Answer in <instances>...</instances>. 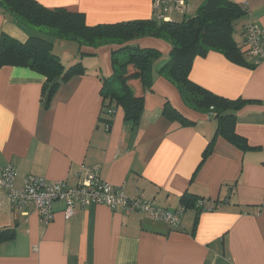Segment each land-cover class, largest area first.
Segmentation results:
<instances>
[{
	"label": "crops",
	"instance_id": "1",
	"mask_svg": "<svg viewBox=\"0 0 264 264\" xmlns=\"http://www.w3.org/2000/svg\"><path fill=\"white\" fill-rule=\"evenodd\" d=\"M37 1L84 13L89 25L156 17L154 0ZM207 1L186 0L185 12L172 7L168 17L187 20ZM231 1L246 6L241 25L250 20L264 25V0ZM2 32L21 41L36 34L0 9ZM58 43L61 58L70 62L76 46ZM135 43L163 54L153 66L137 127L125 121L120 107L113 122L100 117L102 78L113 74L112 46L87 49L93 54L83 58L86 73L63 83L49 107L43 75L28 67L0 68V165H17L19 185L34 174L68 179L72 186L83 165H100V177L131 197L174 210L189 192L202 198L206 209L187 208L172 227L141 211L127 214L101 204L77 205L75 216L66 219L64 204L57 201L54 218L45 225L33 208H13L2 190L0 229L13 228L16 236L0 243V264H264V62L253 67L248 54L245 63H237L217 51L194 59L193 82L226 98L251 101L237 112L235 125L251 148L218 135L201 164L217 120L188 107L158 73L171 50L167 41L145 37ZM167 101L191 123L164 116Z\"/></svg>",
	"mask_w": 264,
	"mask_h": 264
},
{
	"label": "trees",
	"instance_id": "2",
	"mask_svg": "<svg viewBox=\"0 0 264 264\" xmlns=\"http://www.w3.org/2000/svg\"><path fill=\"white\" fill-rule=\"evenodd\" d=\"M0 9L20 27L36 31L26 41L5 32L0 34V68L6 65L28 67L43 75L46 78L43 84L46 107L63 83L86 73L83 57L93 54L87 49L108 45L112 46L113 74L102 78L101 120L113 122L116 109L120 107L125 121L137 127L145 109V91L150 88L153 66L163 54L156 48L141 47L135 42L154 37L171 45L168 59L158 69L160 76L176 86L188 107L217 120L216 134L204 150L201 164L211 154L218 135L244 150L251 148L246 138L235 130L237 112L251 101L220 96L189 77L194 59L206 56L210 51L245 63L248 52L242 47L243 41L240 44L234 37L236 21L246 14L245 5L231 0H208L195 16L180 22L155 17L95 25L87 23L84 13L66 8L50 9L37 0H0ZM244 24L241 25L243 36ZM56 41L75 43L77 59L64 61L55 50ZM162 113L169 119L191 123L169 101L164 104ZM203 201L186 192L181 197V207L184 210L196 208L200 212L206 209L201 206ZM15 236L13 228L0 229V243Z\"/></svg>",
	"mask_w": 264,
	"mask_h": 264
},
{
	"label": "built area",
	"instance_id": "3",
	"mask_svg": "<svg viewBox=\"0 0 264 264\" xmlns=\"http://www.w3.org/2000/svg\"><path fill=\"white\" fill-rule=\"evenodd\" d=\"M186 5V0H154L156 18L171 21L168 17L170 9L174 7L183 13ZM242 45L255 65L264 62V25L255 20L246 22ZM99 171L100 165H83L77 174L78 181L73 186L68 179L48 181L45 177L34 174L26 175L19 185L18 167L9 163L0 165V191L6 192L13 208H33L45 225L54 218V203L61 201L66 219L75 216L77 205L85 207L101 204L114 210L120 207L127 214L141 211L151 218L169 222L172 227L179 226L181 215L185 211L183 207L169 210L156 206L152 200L131 197L122 187L103 180Z\"/></svg>",
	"mask_w": 264,
	"mask_h": 264
},
{
	"label": "rangeland",
	"instance_id": "4",
	"mask_svg": "<svg viewBox=\"0 0 264 264\" xmlns=\"http://www.w3.org/2000/svg\"><path fill=\"white\" fill-rule=\"evenodd\" d=\"M185 12V11H184ZM241 19H238L237 21H236V30H235V33H234V37H235V40H236V42H238V43H240L241 44V42L243 41V35L240 33L241 31ZM35 33H36V31H34ZM73 44H75V43H73ZM58 45V46H57ZM57 45H55V50H56V52L57 53H59L60 52V45L61 44H57ZM70 46V45H69ZM77 54V53H76ZM79 58H81V56L79 57ZM83 58H87V57H83ZM159 61V60H158ZM158 61H156V62H158ZM166 62V61H165Z\"/></svg>",
	"mask_w": 264,
	"mask_h": 264
}]
</instances>
